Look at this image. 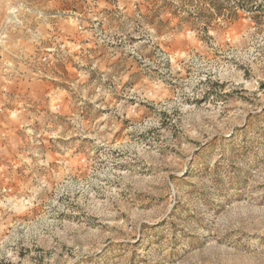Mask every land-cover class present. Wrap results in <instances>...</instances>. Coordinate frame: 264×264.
Wrapping results in <instances>:
<instances>
[{
	"label": "rangeland",
	"instance_id": "1",
	"mask_svg": "<svg viewBox=\"0 0 264 264\" xmlns=\"http://www.w3.org/2000/svg\"><path fill=\"white\" fill-rule=\"evenodd\" d=\"M0 264H264V0H0Z\"/></svg>",
	"mask_w": 264,
	"mask_h": 264
}]
</instances>
